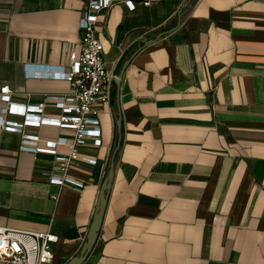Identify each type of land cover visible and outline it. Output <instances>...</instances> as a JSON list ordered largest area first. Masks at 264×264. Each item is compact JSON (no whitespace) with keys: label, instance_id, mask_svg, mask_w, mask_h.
<instances>
[{"label":"crops","instance_id":"obj_1","mask_svg":"<svg viewBox=\"0 0 264 264\" xmlns=\"http://www.w3.org/2000/svg\"><path fill=\"white\" fill-rule=\"evenodd\" d=\"M133 1L134 9L123 0L103 9L96 24L114 85L100 111L102 144L79 146L98 163L93 172L71 171L85 187L51 183L53 156L22 151V133L0 127V225L57 234L56 264L78 254L121 110L115 176L82 264H264V0H196L184 16L189 0ZM88 3L0 0V90L8 85L12 99L28 105L69 94L67 80L28 71L68 62ZM5 106L0 100V114ZM58 112L48 101L45 113ZM24 130L41 145L74 133Z\"/></svg>","mask_w":264,"mask_h":264},{"label":"built area","instance_id":"obj_2","mask_svg":"<svg viewBox=\"0 0 264 264\" xmlns=\"http://www.w3.org/2000/svg\"><path fill=\"white\" fill-rule=\"evenodd\" d=\"M117 1L89 0L79 21L82 30L80 48L69 50L68 62L58 66V71H28L30 76L67 80L71 87L69 94L47 95L43 101L28 105L16 103L8 85L0 90V100L6 104L0 114V127L22 133V151L52 155L57 172H48V178L60 187L69 184L84 188L85 180L73 176L71 171L80 168L93 172L98 163L96 157L80 152L79 146L90 139L96 146L102 144L100 111L111 100L114 75L107 68L105 46L97 35L96 24L100 12ZM123 1L128 8H135L133 0ZM48 101L59 111L57 114L45 113ZM11 112L18 113L21 120H8L5 114ZM28 126H56L71 129L74 133L71 137L47 139L41 145L40 135L25 132ZM60 145H64L66 150L61 151ZM58 241L59 236L49 229L37 231L0 225V264H56L54 248Z\"/></svg>","mask_w":264,"mask_h":264},{"label":"water","instance_id":"obj_3","mask_svg":"<svg viewBox=\"0 0 264 264\" xmlns=\"http://www.w3.org/2000/svg\"><path fill=\"white\" fill-rule=\"evenodd\" d=\"M162 34L163 32H161L157 36V38H160ZM128 62L129 61H126L123 64V67L118 73L117 78L115 80L118 88H120L121 86L122 77H123V74H124V71H125V68ZM116 125H117L118 132L121 133V128H122L121 110H119L118 112V117L116 119ZM118 147L119 146H117L115 151H117ZM115 165H116V161L114 157L112 156L110 164H109L108 172L101 184L99 196H98L94 214H93V219L90 224V227H89V230L86 236V240L83 242L79 253L72 256L65 264H82L86 260L88 255L92 252L96 244L102 223H103V218H104L105 210L107 207L109 192L111 190L113 179L115 176Z\"/></svg>","mask_w":264,"mask_h":264},{"label":"trees","instance_id":"obj_4","mask_svg":"<svg viewBox=\"0 0 264 264\" xmlns=\"http://www.w3.org/2000/svg\"><path fill=\"white\" fill-rule=\"evenodd\" d=\"M196 2V0H189L187 2V4L182 8L181 10V15L184 16L187 14V12L189 11V9L191 8V6ZM115 117H118V113L115 112ZM120 136H121V133L119 132H116V135H115V143H114V148H113V151H112V154H111V158L112 156L114 157V159L116 160V157H117V154H118V149L117 151L116 148L117 146L119 145V142H120Z\"/></svg>","mask_w":264,"mask_h":264},{"label":"rangeland","instance_id":"obj_5","mask_svg":"<svg viewBox=\"0 0 264 264\" xmlns=\"http://www.w3.org/2000/svg\"><path fill=\"white\" fill-rule=\"evenodd\" d=\"M100 121H101V126L104 129L106 126V120H105V117L103 115L100 116Z\"/></svg>","mask_w":264,"mask_h":264}]
</instances>
